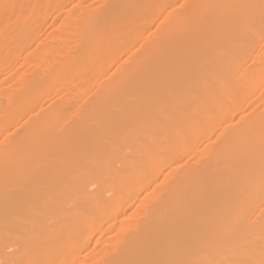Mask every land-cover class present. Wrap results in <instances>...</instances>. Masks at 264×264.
Wrapping results in <instances>:
<instances>
[{
  "label": "bare ground",
  "instance_id": "6f19581e",
  "mask_svg": "<svg viewBox=\"0 0 264 264\" xmlns=\"http://www.w3.org/2000/svg\"><path fill=\"white\" fill-rule=\"evenodd\" d=\"M0 68V264H264V0H0Z\"/></svg>",
  "mask_w": 264,
  "mask_h": 264
},
{
  "label": "rangeland",
  "instance_id": "374dc122",
  "mask_svg": "<svg viewBox=\"0 0 264 264\" xmlns=\"http://www.w3.org/2000/svg\"><path fill=\"white\" fill-rule=\"evenodd\" d=\"M49 6H50V5H49ZM46 7H47V6L45 5V9H46ZM51 7H52V6H51ZM51 7H47V9H48V8L52 9V10H50V9L48 10V11H51L52 13H50V12H48V11L46 12L47 9L44 10V6H43L42 8H43V11L46 13V15H44L45 13H42V8H40L41 10L37 12V13H39V14L41 13V15H44V16L46 17V20H45V17H44V16H40V15H39L40 18H41V17H42V18L44 17V20H45V21H44V20L41 18L42 21H40L39 23L42 24L40 27L42 28V27L44 26L46 29H45L44 27H43L42 29H45V30H47V31H48V29H50L49 27H51L48 23H49V21L51 22V20H52L51 17L55 14V11L53 12V10H54L53 7H52V8H51ZM55 10H56V9H55ZM47 13L52 14V16H51L50 14H47ZM53 13H54V14H53ZM47 15H48V17H47ZM49 15H50V16H49ZM37 16H38V15H37ZM49 17H50V18H49ZM49 19H51V20H49ZM55 21H56V20H55ZM55 21L52 22L53 24L51 23L52 26H54V24L56 23ZM45 22H46V23H45ZM47 22H48V23H47ZM45 24H46V26H45ZM47 24H48V28H47ZM56 25H57V23H56ZM56 25H55V26H56ZM53 28H54V27H53ZM21 54H23V53H21ZM22 56H23V55H22ZM16 58L18 59V65L20 66V64H19L20 62H19V61H21V58H18V57H16ZM21 65H23V64H21ZM26 65H27V64H26ZM23 66H25V65H23ZM23 66H22V69H23ZM25 67H26V66H25ZM25 67H24V68H25ZM1 68H3V67H1ZM1 68H0V70H1ZM20 68H21V67H20ZM10 71H11V70H10ZM0 72H2V71H0ZM11 72H12V71H11ZM9 74H10V72L7 73V74H5V75H8V76H7L8 78L6 77V80H8V79L11 77V76H9ZM10 75H11V74H10ZM2 77H3V76H2ZM4 77H5V76H4ZM4 81H5V80H4Z\"/></svg>",
  "mask_w": 264,
  "mask_h": 264
}]
</instances>
